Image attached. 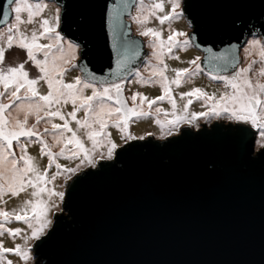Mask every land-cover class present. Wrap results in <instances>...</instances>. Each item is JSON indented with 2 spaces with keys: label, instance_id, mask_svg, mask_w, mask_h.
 Listing matches in <instances>:
<instances>
[{
  "label": "water",
  "instance_id": "1",
  "mask_svg": "<svg viewBox=\"0 0 264 264\" xmlns=\"http://www.w3.org/2000/svg\"><path fill=\"white\" fill-rule=\"evenodd\" d=\"M48 1L59 7L58 31L79 48L83 79L112 83L140 65L144 43L126 20L135 0ZM10 6L0 0V27ZM181 10L210 74H232L249 37L264 43V0H181ZM255 134L215 121L124 142L66 183L61 212L32 245L34 264H264Z\"/></svg>",
  "mask_w": 264,
  "mask_h": 264
},
{
  "label": "snow or ice",
  "instance_id": "2",
  "mask_svg": "<svg viewBox=\"0 0 264 264\" xmlns=\"http://www.w3.org/2000/svg\"><path fill=\"white\" fill-rule=\"evenodd\" d=\"M8 4L15 3V20L16 24L8 29L6 48L10 49L15 44L19 48L26 50L27 60L20 63L18 66L3 67L5 59V47H0V203H4L3 197L7 194L18 196L21 192L32 189V199L25 200L19 209L7 211L0 208V236L5 232L15 238L22 233V229H10L6 225L12 220L23 221L31 228V237L28 239H39L44 234L45 229L50 224L48 213L51 208L56 207L50 203L52 198L59 197L61 200L64 197L63 192H56L53 188L47 185L56 179V175L62 174L59 170L61 165L56 163L57 173L49 179L48 170L56 162L58 156H65L70 153L69 158L80 157L83 153L82 163H87L94 166L95 161L92 158V153L99 147L108 145L107 158L111 159L114 150L118 145L111 140V134L106 131L111 122L114 127L124 132L128 127V122L132 117H142L150 113L142 107L147 103L149 109L158 101L168 99L173 108L176 107V101L171 95L170 84L179 86L186 77L195 75L200 70V65L197 61L200 57L190 60L188 63L193 65L192 68H177L173 69L175 78L171 81L165 75L167 65L163 63V54L165 51L171 53L173 48L186 47L189 39H179L186 37L187 33L170 30L167 39L162 38V33L154 28H145L141 31L143 36H152L156 39L152 42V47L156 49L153 55L160 62L152 71V77H158V80L153 81L150 77L145 80L141 77L142 83H160L163 94L149 99L142 93H134L130 99L133 105L129 107L127 100L123 98V89L119 83H112L107 87L98 89L94 84L87 79L75 77L73 82L66 83L64 74L68 71L65 65H72L71 62L76 58V45L68 43L66 46L62 42L63 37L57 31L59 27V13L53 18H41L39 28L42 31L33 29L31 36L20 31L19 25L24 23L21 13L26 11L27 23H33L34 18L41 16L46 4L36 0L35 3H30L29 0H7ZM165 0H155L147 6L148 15L136 17L141 25L149 19V16L156 17L160 24L170 21L182 13L178 11L180 8L179 0H168L171 5L170 11L164 15H158L164 12ZM143 0H141V11L144 10ZM41 38H46L50 41L48 44H41ZM252 49L256 53L255 59H252L246 67L239 68L230 76H214V79L225 82V88H231V92L225 91L219 98L213 93L209 95L201 88H194L189 92L181 93V99L188 97V102L184 104V110L187 111L192 103V98L204 99L205 103L211 102V107L208 113H192L190 120H196L197 116L203 117L208 114L220 115L222 113L230 114V118L238 122L249 123L254 128L260 130V136L264 138V44L259 40L251 42ZM55 49V52H53ZM37 53H43V59H37ZM58 53V54H57ZM252 55V51L248 53ZM179 59V57H175ZM32 61L38 68L41 75L36 78H29L28 71L25 70V63ZM118 60L117 63H122ZM255 65H259L258 69H254ZM254 73L255 79L250 76ZM140 74L137 73V76ZM43 80L47 84L48 92L42 95L37 84ZM91 88V95H85L84 90ZM137 97L140 98V104L135 102ZM7 100V102H4ZM115 101V105L109 103ZM71 103L73 110L68 113L62 112L63 105ZM83 110L85 113L84 119L77 118V112ZM162 109L157 108L156 112ZM167 115V113H165ZM175 115V113H173ZM34 117L35 123L29 125V118ZM59 118L63 124L54 123V118ZM66 117H70L75 121L77 128L70 127V122ZM189 119L187 116H177L174 120L167 121L173 127L179 124L181 120ZM50 124L51 128L45 127L43 133L38 129L41 123ZM161 124L160 120H157ZM80 129L85 130L86 138L91 141L92 148L85 147L84 141L77 135ZM66 133H71L67 136ZM46 135H51L53 144H49L44 138ZM21 137L28 138L32 143L40 144V153L42 156L48 157V165L43 171L35 163V157L28 153V145L21 142ZM35 138V140H31ZM130 134L126 139H136ZM144 137H139L143 139ZM14 142L19 147L20 154L14 148ZM63 144L58 152H53V147ZM73 145L72 149L68 145ZM264 147V145H262ZM103 159L104 156L101 155ZM79 167V166H78ZM78 168H64L63 172L75 173ZM46 194L47 199H45ZM5 253H14L24 261L30 259L29 249L16 245L15 248L3 247V242L0 241V264H3ZM7 264H12L7 261Z\"/></svg>",
  "mask_w": 264,
  "mask_h": 264
},
{
  "label": "rangeland",
  "instance_id": "3",
  "mask_svg": "<svg viewBox=\"0 0 264 264\" xmlns=\"http://www.w3.org/2000/svg\"><path fill=\"white\" fill-rule=\"evenodd\" d=\"M30 3H35L36 0H29ZM41 3L46 4L47 8L44 9L41 16H37L34 18L33 23H27V12L24 11L21 13L22 20H24V23H21L19 25L20 31L24 32L28 36H31V32L33 29H37L39 31H42V29L39 28V22L41 18H53L57 14V10L59 13V7L54 4L52 1L48 0H40ZM155 2V0H143L144 10L141 11V0H135V3L132 7L131 13L128 17H126V20L130 23V28L133 34L140 36L144 43V48L146 50L145 56L140 63V65L134 70V72L128 76L127 78H124L122 80L112 82V83H119L123 89V94L125 99L127 100V103L129 107L133 105L132 100L130 97L134 93H142L144 96L148 97L149 99H153L155 97H158L163 94V90L160 83L152 82V83H142L140 82L141 77H143L145 80L152 78L153 81L158 80V77H152V71L153 68L157 65L160 67H163V65H160V62L156 59V57L153 55V53L156 51L152 47V42L155 40V37L152 36H143L141 35V31H143L145 28H154L162 33V38L167 39V36L169 35L170 30H176L185 32L188 35V32L190 31V27L188 26L187 22L185 21L183 14L170 20L166 21L164 24H160L159 20L156 19V17L149 16V19L145 22V24L141 25L137 22L135 19L136 17H141L144 15H148V8L147 6L151 3ZM180 2V8L178 11L182 13L181 10V0ZM15 3L11 4L10 10H11V18L7 21V23L0 27V47L6 48V39H7V33L8 29L16 24L15 20ZM171 5L168 2V0H165L164 2V12L159 13L158 15H164L168 11H170ZM58 31V28H57ZM62 36V35H61ZM63 37V36H62ZM179 39H188V37H180ZM253 40H259L261 44H264L259 36H252L249 37L245 44L240 48L239 51V63L235 69L238 70L239 68L246 67L249 62L252 59L257 58L255 51L252 49L251 42ZM41 44H48L50 43L49 40L46 38H41L39 41ZM65 46L70 42L67 38L63 37L62 41ZM78 46L76 45V58L72 60L71 64L75 65V67H72L71 65H65V67L68 68V71L64 74V80L66 83L73 82L75 77H81L79 71L76 68V60L78 58ZM249 51H252V55L250 56L248 53ZM53 52H55V49H53ZM58 54V53H57ZM37 59H43V53H37ZM179 57V59H176L175 57ZM196 57H200L201 59V53L191 44L189 43L186 47L183 48H173L171 53H168L167 51L163 54V63L166 64L168 67L165 70V75L168 77V80L171 81L175 78V72L173 69L177 68H192L193 65H190L188 62L190 60L195 59ZM200 59L197 61V63L200 65ZM27 60L26 50H23L16 46L15 44L10 49L6 48L5 51V59L3 62V67L7 68L8 66H18L20 63H24ZM259 65H255L254 69H258ZM25 70L29 73V78H36L39 75H41L38 71V68L33 64L32 61H28L25 63ZM137 73L140 75L137 76ZM224 75H231V74H223L219 76ZM217 76L214 74H210L206 71H204L201 67L200 70L190 77H186L183 82L177 86L175 84H170L171 89V95L176 101V107L173 108L172 104L169 102V100L166 98L162 101H158L156 104L152 105V107L149 109L147 103L142 105L143 109L147 112H149V115L142 116V117H132L128 122V127L124 132H121L119 129L113 126V124L110 122L106 131L111 134V140L114 141L118 147L121 146L124 142H127L129 140H135V139H126V137L130 134L132 137H137L136 139H139V137H152L155 139H163L165 137L175 135L178 133V131L182 127H189L191 129H197L202 124L203 125H209L212 122H223V123H243L238 122L234 119L230 118V114L228 113H222L220 115H212L208 114L206 116L200 117L197 116L196 120L191 121L190 115L192 113H208L209 108L211 107V102L205 103L204 99H196L192 98V103L189 105L187 111L184 110V104L188 102V97H185L181 99V93H186L191 91L194 88H201L205 92H207L209 95H212L213 93L216 94V97L219 98V96L224 93L225 91L231 92V88H225V82L222 80L214 79L213 77ZM250 76L255 79L254 73H250ZM82 78V77H81ZM83 79V78H82ZM261 82H264V79L261 80ZM91 83V82H90ZM112 83L107 84H95L96 88L102 89L103 87H107ZM38 91L45 95L48 92L47 84L40 80L37 84ZM92 89L88 88L84 90L85 95H91ZM4 102H7L5 100ZM109 103L115 105V101H109ZM137 105L140 104V98L137 97V100L135 102ZM160 108L162 111L156 112V109ZM62 112L65 114L68 112H71L73 110V106L71 103H68L66 105H63L61 108ZM167 113V115H165ZM175 113V115H173ZM85 113L83 110L77 112V118L78 119H84ZM177 116H187L189 119L181 120L178 125L175 127L169 125L167 121L174 120ZM70 122V127L73 129L77 128V125L75 121H72L70 117H66ZM157 120L161 121V124L157 123ZM54 123L57 124H63V121H61L58 117L54 118ZM32 123H35V118L30 117L29 118V125ZM251 126L249 123H243ZM45 127L51 128L50 124L41 123L38 126V129L41 133H43V129ZM255 130V138H254V150H257L264 145V138L260 136V130L257 128H254ZM67 136H71V133H66ZM77 135L84 141L85 147L91 149L92 144L91 141H89L85 136V130L80 129V131L77 133ZM47 142L51 145L53 144V140L51 135H46L44 137ZM31 140H35V138H31ZM21 142L28 145V153L35 157V163L39 166L40 170L43 171L45 167L48 165V157L42 156L40 153V144L38 143H32L28 138L21 137ZM63 144L57 145L53 147V152H58L60 147H63ZM107 147L108 145L105 144L102 147L97 148L92 153V158L95 161L94 166L97 164L100 160H107ZM117 147V148H118ZM14 148L17 152V155L20 154L19 147L14 142ZM69 149L73 148V145H68ZM116 148V149H117ZM115 149V150H116ZM114 150V151H115ZM114 154V153H113ZM101 155L104 156V158H101ZM70 153H67L65 156H58L56 158V162L52 165V167L48 170V176L49 179L52 175L56 174L58 169L56 168V163L60 164L62 167L59 170L62 174L56 175V179L53 180L50 184L47 186L49 188H53L56 192H63L66 186V183L76 174H78L80 171L86 169L87 167H94L93 165L87 163V161H84L82 163V157L83 153H81L80 157L76 158H69ZM113 157V156H112ZM79 166V167H78ZM64 168H78V170L75 173L71 172H63ZM32 189L29 188L25 192H21L18 196H12L10 193L5 195L3 197L4 203H0V208H3L7 211H12L13 209H19L23 202L28 199H32L31 197ZM45 199H47L46 194H44ZM63 199L61 200L59 197H53L50 203L55 204L56 207L51 208V210L48 213V219L50 221V224L45 229L44 233L49 229L51 223H52V217L56 213L61 212V203ZM7 228L10 229H22V233L20 235H17L15 238L8 235L7 232H5L2 236H0V241L3 242V247L5 248H15L16 245H21L22 247H27L29 249L30 259L28 261H24L20 258V256L14 254V253H5V260L3 261V264H7V261H11L12 264H34L35 258L32 255V245L36 239L31 238L27 240V243L25 241V237H31V228L28 227L27 224H25L23 221H18L15 219H12L7 225ZM43 235V234H42ZM41 235V236H42Z\"/></svg>",
  "mask_w": 264,
  "mask_h": 264
}]
</instances>
